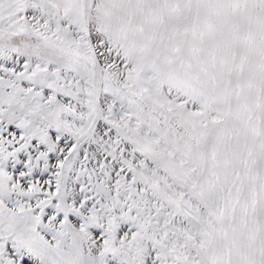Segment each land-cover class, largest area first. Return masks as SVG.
I'll use <instances>...</instances> for the list:
<instances>
[{"label": "snow or ice", "instance_id": "1", "mask_svg": "<svg viewBox=\"0 0 264 264\" xmlns=\"http://www.w3.org/2000/svg\"><path fill=\"white\" fill-rule=\"evenodd\" d=\"M0 264H264V0H0Z\"/></svg>", "mask_w": 264, "mask_h": 264}]
</instances>
